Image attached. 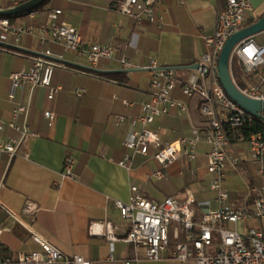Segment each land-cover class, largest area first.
Masks as SVG:
<instances>
[{"label": "crops", "instance_id": "obj_1", "mask_svg": "<svg viewBox=\"0 0 264 264\" xmlns=\"http://www.w3.org/2000/svg\"><path fill=\"white\" fill-rule=\"evenodd\" d=\"M26 1L0 0V9ZM118 1L49 0L41 8L11 19L16 25L31 26V35L18 39L8 35L0 42V142L20 138L10 127L18 104L28 107L26 114L17 118L18 126L38 135L21 141L12 156L0 152L1 258L14 260L17 253L39 251L33 233L65 256L79 255L92 264H123L133 259L137 264H182L170 252L162 253L158 261H149L142 247L124 242L129 224L114 201L126 203L131 187H136L154 201L167 197L183 200L190 195L195 205L206 202L214 206L215 193L208 188L211 175L202 158L189 161L180 157L163 170L160 179L153 175L160 165L152 149L147 156L134 155L126 167L117 163L129 153L123 139L151 93L152 72L145 69L149 59L175 70L179 81L187 80L207 52L203 36L214 31L217 12L224 9L226 0H161L157 8L161 26L146 21L137 24L119 14L115 10ZM249 1L252 10L245 14V22H255L264 15V0ZM51 10H60L58 20L77 28L87 44L114 47V58L102 59L90 69L85 59L68 54L64 65L53 69L52 85L59 87L53 99L47 98V89L42 87L17 89L10 99L12 73L28 69L32 58L47 49L61 52L50 42L46 26ZM255 40L263 44V34ZM121 56L128 59L130 67L121 66ZM76 89L83 90L81 96L74 93ZM171 97L185 103L188 114L182 116L171 108L155 120L153 128L165 142L189 137L191 128L200 123L198 99L185 97L180 85ZM45 111L55 115L51 125ZM117 116H124V122L117 124ZM229 139L224 189L230 202L239 206L252 186L264 184V178L247 139L239 132ZM207 150L206 144L198 145L199 154ZM67 157L75 160L73 179L62 177ZM26 200L39 206L31 220L22 216ZM109 227L116 239L113 242L105 236Z\"/></svg>", "mask_w": 264, "mask_h": 264}, {"label": "built area", "instance_id": "obj_2", "mask_svg": "<svg viewBox=\"0 0 264 264\" xmlns=\"http://www.w3.org/2000/svg\"><path fill=\"white\" fill-rule=\"evenodd\" d=\"M160 3L161 0H119L115 10L137 24L146 21L161 26L163 19L157 14ZM251 10L249 0H226L224 9L217 12L214 31L203 36L207 52L198 60L194 74L187 80L179 81L175 70L160 66L154 58H150L145 67L152 72L151 93L149 99L142 102L141 113L136 116L123 139L122 144L129 153L117 164L126 167L134 155L147 156L152 149L153 158L160 165V170L153 175L160 179L163 170L180 157L189 161L202 158L211 175L208 188L215 193L214 206L206 202L195 205L190 195L183 200L167 197L154 201L136 187H131V195L126 203L114 201V207L129 224L128 234L123 241L142 247L149 261H158L162 253L170 252L171 257L182 264H264V232L259 227L248 226L249 221H264V184L252 186L248 198L239 206L230 202L229 194L224 189L225 163L230 145L228 132L254 126L257 121L260 127L248 135L247 143L252 158L259 165L258 172L264 178V113H261L262 118H256L244 111L228 98L217 79L219 53L226 40L241 29L245 14ZM60 14V10H51L46 26L50 42L59 46L61 52L47 49L32 58V65L28 69L22 68L12 73L9 76L10 99L14 98L17 89L33 90L36 87L47 89V98L53 99L59 90V87L52 85L53 69L63 66L68 54L85 59L90 69L95 68L102 59L113 60L114 47L87 44L77 28L58 20ZM30 16L33 17V13ZM31 34V26L16 25L11 19L0 17V42L5 41L8 35L18 39ZM261 34L264 36V31ZM41 41L47 43V40ZM119 63L123 68L130 67L125 56L120 57ZM233 63L242 68L244 75L254 79L251 83L245 81L242 88L237 86L239 90L249 98L264 99V43H258L255 36L243 39L232 50L230 68ZM177 85H180L185 97L199 100L200 123L191 128L189 137L165 142L160 138L159 130L153 128L155 120L168 114L171 108H176L182 116L188 114L187 105L171 97ZM74 93L81 96L83 90L76 89ZM125 104L131 105L129 102ZM27 110L28 107L23 104H18L13 110L10 127L20 134V138L0 142V152L12 156L21 141L38 136L19 127L16 122ZM44 117L51 125L55 115L45 111ZM124 120V116L115 117L117 124ZM201 143L208 146L203 154L197 152ZM74 163L71 157L65 159L63 178L75 177ZM38 211V204L26 200L22 216L31 220ZM240 224H245L242 234L237 230ZM231 225L234 228H230ZM105 236L111 242L116 240L110 227L106 229ZM31 238L40 247L39 251L17 253L14 260L0 257V264H13V261L18 264H92L79 255L65 256L36 234L32 233ZM137 261L126 260L123 264H137Z\"/></svg>", "mask_w": 264, "mask_h": 264}, {"label": "water", "instance_id": "obj_3", "mask_svg": "<svg viewBox=\"0 0 264 264\" xmlns=\"http://www.w3.org/2000/svg\"><path fill=\"white\" fill-rule=\"evenodd\" d=\"M48 1L49 0H28L10 8H3L0 9V17L9 18L20 16L38 9ZM263 31L264 16L253 22L251 25L243 27L233 33L224 43L219 53L217 65V79L225 94L240 108L256 118H262L261 113H264V99L249 98L239 90L231 76L230 57L236 44L243 39L256 36ZM194 68H197V64Z\"/></svg>", "mask_w": 264, "mask_h": 264}, {"label": "trees", "instance_id": "obj_4", "mask_svg": "<svg viewBox=\"0 0 264 264\" xmlns=\"http://www.w3.org/2000/svg\"><path fill=\"white\" fill-rule=\"evenodd\" d=\"M45 4H47V2L45 3ZM45 4H43L42 6H44ZM42 6H40L39 8H41ZM38 8V9H39ZM27 14V13H26ZM24 15V14H23ZM264 16V15H263ZM263 16H261V17H263ZM16 17H18V16H16ZM16 17H9V19H14V18H16ZM260 17V18H261ZM259 18V19H260ZM253 23V21H246L242 26H241V28H243V27H246V26H249V25H251ZM231 76H232V78H233V80L235 81V83L237 84V86L238 87H243V85H244V82L245 81H250V79H252V77L251 76H246V75H244L243 74V71H242V68L239 66V65H237L236 63H233L232 65H231ZM260 127V125H259V122L257 121L256 123H254V126H245V127H242L241 129H239V130H230L229 132H228V134H229V138H230V136H232V134L233 133H235V132H239L245 139H247L248 138V135L253 131V130H255V129H257V128H259Z\"/></svg>", "mask_w": 264, "mask_h": 264}, {"label": "rangeland", "instance_id": "obj_5", "mask_svg": "<svg viewBox=\"0 0 264 264\" xmlns=\"http://www.w3.org/2000/svg\"><path fill=\"white\" fill-rule=\"evenodd\" d=\"M206 179H207V177H206ZM248 226H249V228H251V227H259L264 232V221H262V222L249 221L248 222ZM229 227L230 228H234V226H232V225L229 226ZM244 227H245V224L238 225V227H237L238 232L241 233V234L244 233Z\"/></svg>", "mask_w": 264, "mask_h": 264}]
</instances>
